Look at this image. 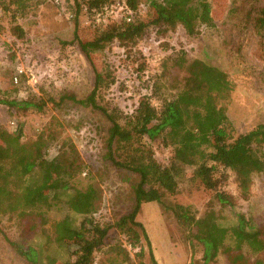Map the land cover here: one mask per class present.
Here are the masks:
<instances>
[{
    "label": "trees",
    "instance_id": "trees-1",
    "mask_svg": "<svg viewBox=\"0 0 264 264\" xmlns=\"http://www.w3.org/2000/svg\"><path fill=\"white\" fill-rule=\"evenodd\" d=\"M9 1L17 9L25 6L24 0ZM237 2L241 6L234 4L231 14L241 13V19L251 25L264 49V0ZM114 3L115 0H84L83 4L87 12L101 13ZM141 5L146 6L148 17L139 14ZM125 6L129 21L123 19L119 24L107 26L82 43L77 35L81 6L76 1L73 40L86 56L88 50H100L113 42L128 54L151 29L164 36L180 27L191 37L201 27L215 26L208 0H125ZM11 34L21 40L24 37L17 25L11 28ZM178 52L169 60L183 74L180 85L167 99L156 95L161 87L155 83L153 96L156 95L158 107L146 97L139 100L130 114L116 106L101 104L100 100L115 83L108 65L94 70L93 87L82 99L67 94L60 95L57 101L51 97L46 101L0 99V104L16 110H42L48 103L54 106L72 103L99 112L108 123L103 139L104 160L120 173L134 177L130 211L113 224H100L94 219L102 199L100 189L95 184H88L83 190L72 186L84 170L72 143L65 144L63 151L49 160L42 136L21 142L20 131L17 135H0V216H13L22 225V243H16L15 247L28 264H42L39 251L28 243L40 234L46 241V249L69 252L66 260L47 256L43 264H97L95 254L106 248L113 256H121V262L132 264L131 252L117 241L119 235L125 237L137 264H146L145 248L149 264H156L148 235L136 218L142 205L152 202L164 205L168 198L175 199L174 206L164 205V209L172 210L175 217L195 230L190 234L202 247L204 264L218 255L227 264H264V221L255 225L243 214L235 213L234 223L226 226L212 208L200 217L190 214L195 198L206 195H210L211 205L235 210L233 197L222 190L227 179L222 171L234 174L240 198L248 199L252 176L264 173V123L235 136L226 113V104L235 89L228 75L218 66L188 59L183 50ZM165 70L163 67V73ZM153 144L171 149L165 165L156 161ZM181 197L190 203L180 202ZM60 203L67 206L70 217L51 224L48 233L47 212ZM73 217H79V223Z\"/></svg>",
    "mask_w": 264,
    "mask_h": 264
},
{
    "label": "rangeland",
    "instance_id": "rangeland-1",
    "mask_svg": "<svg viewBox=\"0 0 264 264\" xmlns=\"http://www.w3.org/2000/svg\"><path fill=\"white\" fill-rule=\"evenodd\" d=\"M76 1L81 6L77 35L82 43L90 41L99 30L128 17L125 0H115L101 13L87 12L84 0H24L23 9L10 5L9 0H0V99L46 101L51 97L57 101L62 94L82 99L93 87L94 70L108 65L115 83L100 100L101 104L116 106L130 114L139 100L146 97L158 107L156 95L168 99L180 85L183 74L172 66L169 58L174 59L178 51L183 50L188 59L218 66L234 84L226 113L235 136L264 123V49L251 25L241 19V13L231 14L234 4L238 8L241 6L236 0H208L215 26L201 27L195 36H187L180 27L164 36L151 29L128 54L113 42L100 50H88L87 56L73 40ZM139 14L149 16L145 5L140 6ZM16 25L24 33L22 40L11 34V28ZM163 67H166L164 73ZM155 83L161 89L153 96ZM107 127L108 123L99 112L72 103L61 106L48 103L42 110H16L0 104V135H17L20 131L21 142H31L42 136L46 141L44 153L49 160L56 158L65 144L72 143L76 147L84 170L73 180L72 186L83 190L88 184H95L100 189L102 199L94 215L100 224L115 223L132 206L130 186L134 177L120 173L103 158ZM152 146L156 161L165 165L171 149L159 144ZM222 173L227 176L222 190L233 197L235 210L211 205L210 195H206L195 198L190 214L200 217L212 208L220 223L226 226L234 223L235 213L243 214L255 225L262 224L264 173L252 176L247 200L240 198L234 174L228 170ZM179 201L190 203L186 197ZM174 203L173 198L164 200L168 208ZM164 205L144 204L136 218L148 235L156 264H204L202 247L192 239L191 228L175 217L172 210L164 209ZM69 215L64 203L50 209L47 232L50 233L51 224ZM73 221L79 223L80 218L73 217ZM21 231L22 225L15 217L0 216V264H28L15 247L16 243H22ZM116 238L131 252L132 264H137L125 237ZM45 242L41 234L28 242L39 251L42 264L47 256L60 261L69 257L64 249H46ZM144 251L143 261L149 264L147 248ZM120 260L121 256H113L107 248L95 254L97 264H127ZM208 264L227 263L218 255Z\"/></svg>",
    "mask_w": 264,
    "mask_h": 264
},
{
    "label": "built area",
    "instance_id": "built-area-1",
    "mask_svg": "<svg viewBox=\"0 0 264 264\" xmlns=\"http://www.w3.org/2000/svg\"><path fill=\"white\" fill-rule=\"evenodd\" d=\"M127 21H129V18L127 19ZM19 73H21V71H19ZM14 82L16 83V78H14Z\"/></svg>",
    "mask_w": 264,
    "mask_h": 264
}]
</instances>
